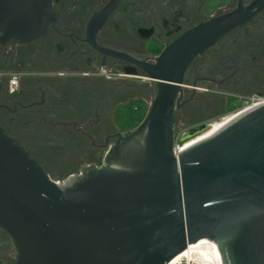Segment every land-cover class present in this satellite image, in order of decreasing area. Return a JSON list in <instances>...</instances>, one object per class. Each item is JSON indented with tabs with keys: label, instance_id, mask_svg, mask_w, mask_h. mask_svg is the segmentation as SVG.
Listing matches in <instances>:
<instances>
[{
	"label": "water",
	"instance_id": "95a60500",
	"mask_svg": "<svg viewBox=\"0 0 264 264\" xmlns=\"http://www.w3.org/2000/svg\"><path fill=\"white\" fill-rule=\"evenodd\" d=\"M117 2L90 18L87 41L104 53L102 68L106 54L143 68L156 84L155 97L104 165L80 181L50 178L0 128V228L17 248L15 264H169L204 242L219 264H264V103L176 155L171 122L180 117L175 101L192 58L250 21L264 0L246 7L238 0V10L187 32L153 65L96 45L94 34ZM50 6L0 0V43L42 34L55 20ZM208 128L183 133L179 141Z\"/></svg>",
	"mask_w": 264,
	"mask_h": 264
},
{
	"label": "flooded vegetation",
	"instance_id": "af4514ba",
	"mask_svg": "<svg viewBox=\"0 0 264 264\" xmlns=\"http://www.w3.org/2000/svg\"><path fill=\"white\" fill-rule=\"evenodd\" d=\"M47 1L55 20L42 34L0 43V128L50 178L80 181L131 132L118 128V110L136 101L147 113L156 84L140 66L112 55H105L102 68L104 53L87 41L90 18L111 0ZM240 1L246 7L255 0ZM236 10L238 0H118L94 40L153 65L187 32ZM249 20L186 67L175 101L180 117L171 119L174 138L264 103V6ZM4 34L1 29L0 38ZM12 75L14 91L7 87ZM0 243V264H15L17 248L1 228Z\"/></svg>",
	"mask_w": 264,
	"mask_h": 264
},
{
	"label": "built area",
	"instance_id": "2783aa9c",
	"mask_svg": "<svg viewBox=\"0 0 264 264\" xmlns=\"http://www.w3.org/2000/svg\"><path fill=\"white\" fill-rule=\"evenodd\" d=\"M3 77L4 74L0 73V82L2 81ZM7 87L10 91H14L16 89L17 77L15 75L9 77ZM181 144L182 146L184 145L179 141V137H176L174 140L175 155L179 151H181V147H182V146L180 147ZM186 250L184 252H186ZM169 264H218V261L216 259V256L212 254V251L210 249L206 247H202L200 249H189L188 253L184 254L181 257L176 258Z\"/></svg>",
	"mask_w": 264,
	"mask_h": 264
},
{
	"label": "trees",
	"instance_id": "16d2710c",
	"mask_svg": "<svg viewBox=\"0 0 264 264\" xmlns=\"http://www.w3.org/2000/svg\"><path fill=\"white\" fill-rule=\"evenodd\" d=\"M145 115L146 112L143 103L135 101L118 110L116 124L122 131H131L141 123Z\"/></svg>",
	"mask_w": 264,
	"mask_h": 264
},
{
	"label": "bare ground",
	"instance_id": "6f19581e",
	"mask_svg": "<svg viewBox=\"0 0 264 264\" xmlns=\"http://www.w3.org/2000/svg\"><path fill=\"white\" fill-rule=\"evenodd\" d=\"M233 116L234 115H231L230 117H226V118L222 119L220 122L211 124L207 131H205L204 133L200 134L199 136L185 142L184 145L181 147V150L189 147L190 145H193L194 143H196L198 141H201V140L209 137L210 135L215 133L217 130H219L221 127H223V125L228 123L233 118ZM202 247H206V248L210 249L212 251V254L215 255L212 248L207 243L204 242L203 244H195V245L189 246L188 249L186 250V252H183L181 255L177 256V258L188 253L189 249H200ZM218 264H219V261H218Z\"/></svg>",
	"mask_w": 264,
	"mask_h": 264
},
{
	"label": "rangeland",
	"instance_id": "374dc122",
	"mask_svg": "<svg viewBox=\"0 0 264 264\" xmlns=\"http://www.w3.org/2000/svg\"><path fill=\"white\" fill-rule=\"evenodd\" d=\"M232 114H228V115H225L224 117L220 118V119H216V120H213V121H210L209 122V125L213 124V123H217V122H220L222 119L226 118V117H230ZM132 131V130H131ZM199 136V135H198ZM176 137H179L178 135H176ZM175 137V138H176ZM197 137V136H196ZM195 138V137H194ZM193 139V138H192ZM175 140V139H174ZM191 140V139H190ZM189 141V140H188ZM187 142V141H186ZM184 144V143H183ZM182 146V144L180 145V147Z\"/></svg>",
	"mask_w": 264,
	"mask_h": 264
}]
</instances>
